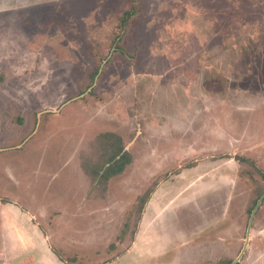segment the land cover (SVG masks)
<instances>
[{
  "label": "rangeland",
  "instance_id": "obj_1",
  "mask_svg": "<svg viewBox=\"0 0 264 264\" xmlns=\"http://www.w3.org/2000/svg\"><path fill=\"white\" fill-rule=\"evenodd\" d=\"M263 195L264 0H0V264H264Z\"/></svg>",
  "mask_w": 264,
  "mask_h": 264
},
{
  "label": "trees",
  "instance_id": "obj_2",
  "mask_svg": "<svg viewBox=\"0 0 264 264\" xmlns=\"http://www.w3.org/2000/svg\"><path fill=\"white\" fill-rule=\"evenodd\" d=\"M131 17V15H126L122 19V24L124 25L125 21H128V19ZM118 39V38H117ZM116 42L120 43V40H117ZM118 50V49H117ZM118 141L120 142V138H117ZM122 146H113V152L112 154L108 157V161L102 165L103 167L101 169H98L97 172L95 171L94 174L97 175V177L100 176L99 178L100 181L107 183L112 177L119 175L123 173L128 165L131 164V157L129 152L126 149L121 148ZM152 193V190L149 189L146 191V193L140 197V208L143 210L144 205L146 204V201L150 197ZM112 247V246H111Z\"/></svg>",
  "mask_w": 264,
  "mask_h": 264
},
{
  "label": "crops",
  "instance_id": "obj_3",
  "mask_svg": "<svg viewBox=\"0 0 264 264\" xmlns=\"http://www.w3.org/2000/svg\"><path fill=\"white\" fill-rule=\"evenodd\" d=\"M89 193V192H88ZM88 193L86 195V198L88 197ZM34 221V219H33ZM34 224H37V221L33 222ZM15 236V235H14ZM45 239V236H44ZM47 244L50 247V251H46L44 254V257H41V259L37 260V264H68V262L64 259H62L56 251H54L53 247L51 246L50 240H46Z\"/></svg>",
  "mask_w": 264,
  "mask_h": 264
},
{
  "label": "water",
  "instance_id": "obj_4",
  "mask_svg": "<svg viewBox=\"0 0 264 264\" xmlns=\"http://www.w3.org/2000/svg\"><path fill=\"white\" fill-rule=\"evenodd\" d=\"M264 199V195L260 198V200L258 201L255 209L253 210L252 212V216H251V219H250V223H249V230H248V235L251 233V229H252V223H253V217L258 209V207L260 206V204L262 203V200ZM249 239V238H248ZM236 261H233L231 264H235Z\"/></svg>",
  "mask_w": 264,
  "mask_h": 264
}]
</instances>
